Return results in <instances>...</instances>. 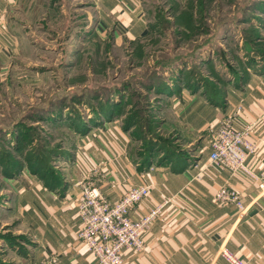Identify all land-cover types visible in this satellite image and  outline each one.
Segmentation results:
<instances>
[{
  "label": "crops",
  "instance_id": "1",
  "mask_svg": "<svg viewBox=\"0 0 264 264\" xmlns=\"http://www.w3.org/2000/svg\"><path fill=\"white\" fill-rule=\"evenodd\" d=\"M60 1L70 3L68 15L76 17L74 25L87 37L133 40L150 32L144 0H0V73L12 71L29 39L25 28L30 18L47 21L51 10L66 14V6L58 7ZM77 9L81 12L76 16ZM167 86L172 91L160 98L166 107L152 121L160 118L157 131L173 138L172 149L162 147L153 131L143 136L135 132L132 119L114 116L98 118L100 123L80 133L69 166L63 160L67 172L55 186L25 162L20 164L25 174L17 176L10 162L0 160V264H39L52 255L59 264H97L77 236L78 182L84 178L111 201L133 186L151 185L133 210L136 219L169 199L144 231L145 250L126 248L125 264H230L220 254L222 246L249 264H264V176L231 174L210 165L208 147L219 120L241 105L234 123L255 124L252 139L258 148L249 165L257 173L264 171V68L247 67L243 75H232L218 93L205 84ZM112 101L124 109L122 99ZM222 185L241 192L246 206L242 214L234 204L215 200Z\"/></svg>",
  "mask_w": 264,
  "mask_h": 264
},
{
  "label": "rangeland",
  "instance_id": "2",
  "mask_svg": "<svg viewBox=\"0 0 264 264\" xmlns=\"http://www.w3.org/2000/svg\"><path fill=\"white\" fill-rule=\"evenodd\" d=\"M144 1L150 32L133 40L87 37L67 2L58 3L65 15L30 18L12 71L0 73V160L12 173L23 176L25 162L49 186L61 183L76 138L98 118L132 119L135 132L153 131L172 149L173 138L157 131L160 118L152 121L166 107L167 84L218 93L232 75L264 68V0Z\"/></svg>",
  "mask_w": 264,
  "mask_h": 264
},
{
  "label": "built area",
  "instance_id": "3",
  "mask_svg": "<svg viewBox=\"0 0 264 264\" xmlns=\"http://www.w3.org/2000/svg\"><path fill=\"white\" fill-rule=\"evenodd\" d=\"M241 110L240 105L232 115L222 117L211 131L208 138L209 162L231 174L244 172L261 178L264 171L257 173L249 165V158L258 148V142L252 139L255 124L237 127L234 123ZM78 183L81 190L76 202V212L80 218L77 236L95 256L97 264H125L126 248L144 251V231L157 218L169 199L166 198L148 214L136 219L133 217V210L149 194L151 185L133 186L119 200L111 201L90 178H84ZM215 200L222 204H234L240 214L246 209L241 192L228 185H222L216 190ZM220 254L230 264H249L225 246L220 248ZM39 264L59 262L57 256L52 255Z\"/></svg>",
  "mask_w": 264,
  "mask_h": 264
}]
</instances>
